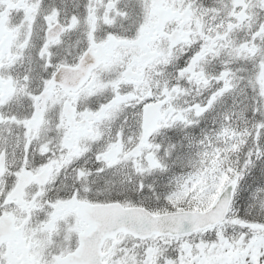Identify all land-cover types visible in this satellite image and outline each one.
<instances>
[{
	"label": "snow or ice",
	"instance_id": "6c2138e0",
	"mask_svg": "<svg viewBox=\"0 0 264 264\" xmlns=\"http://www.w3.org/2000/svg\"><path fill=\"white\" fill-rule=\"evenodd\" d=\"M0 264H264V0H0Z\"/></svg>",
	"mask_w": 264,
	"mask_h": 264
}]
</instances>
